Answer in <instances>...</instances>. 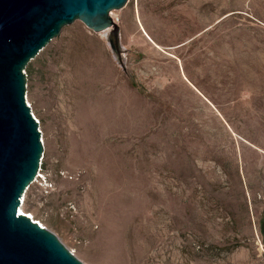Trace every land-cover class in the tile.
Segmentation results:
<instances>
[{
    "label": "rangeland",
    "instance_id": "rangeland-1",
    "mask_svg": "<svg viewBox=\"0 0 264 264\" xmlns=\"http://www.w3.org/2000/svg\"><path fill=\"white\" fill-rule=\"evenodd\" d=\"M110 15L119 57L74 20L24 69L43 149L22 209L84 264H264V0Z\"/></svg>",
    "mask_w": 264,
    "mask_h": 264
},
{
    "label": "water",
    "instance_id": "water-1",
    "mask_svg": "<svg viewBox=\"0 0 264 264\" xmlns=\"http://www.w3.org/2000/svg\"><path fill=\"white\" fill-rule=\"evenodd\" d=\"M126 0H0V264H84L52 230L18 210L42 156L38 122L26 103V65L74 20L106 31L117 57L110 15Z\"/></svg>",
    "mask_w": 264,
    "mask_h": 264
},
{
    "label": "bare ground",
    "instance_id": "bare-ground-1",
    "mask_svg": "<svg viewBox=\"0 0 264 264\" xmlns=\"http://www.w3.org/2000/svg\"><path fill=\"white\" fill-rule=\"evenodd\" d=\"M104 173H105V175L107 174L106 176H109V177H111L113 175L112 169L106 168ZM23 203H24V199L22 197L21 198V204H20L18 210L27 214L29 217H31V219H33L31 214H29L28 212H24V210L22 209ZM38 223L41 224L40 222H38ZM132 240L130 238H128L127 236H124L122 231L118 230V236H117L116 241H115V246H117L118 249L123 252L124 250L129 249V246H131ZM97 259L100 260L101 262L105 263V264L110 263L108 258L102 254H100V256L97 257Z\"/></svg>",
    "mask_w": 264,
    "mask_h": 264
},
{
    "label": "trees",
    "instance_id": "trees-1",
    "mask_svg": "<svg viewBox=\"0 0 264 264\" xmlns=\"http://www.w3.org/2000/svg\"><path fill=\"white\" fill-rule=\"evenodd\" d=\"M25 70L30 71V65L29 64L26 65Z\"/></svg>",
    "mask_w": 264,
    "mask_h": 264
}]
</instances>
